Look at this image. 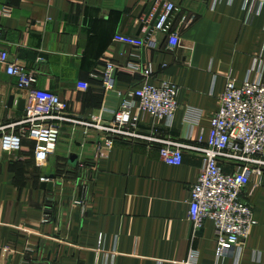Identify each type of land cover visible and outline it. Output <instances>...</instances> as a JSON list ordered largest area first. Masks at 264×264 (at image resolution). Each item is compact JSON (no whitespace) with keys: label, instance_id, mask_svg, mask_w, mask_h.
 <instances>
[{"label":"crops","instance_id":"crops-1","mask_svg":"<svg viewBox=\"0 0 264 264\" xmlns=\"http://www.w3.org/2000/svg\"><path fill=\"white\" fill-rule=\"evenodd\" d=\"M156 2L179 9L174 29L182 43L176 51L164 34H149L145 20L156 15ZM215 2L0 0V11L12 10L0 16V47L36 74V89L58 95L83 119L111 120L141 84L176 85L180 109L174 120L156 121L135 110L139 130L199 145L200 137L208 138L227 82H243L256 58H264V8L247 20L245 0ZM118 34L144 38L149 48L117 43ZM136 63L151 65L152 76L135 72ZM107 64L116 67V80L105 93ZM28 95L0 66V124L23 117ZM97 141L96 133L85 136L69 126L44 166L26 139L20 151L0 152V264H264V176L261 184L251 178L242 196L256 225L239 250L218 257L214 222L195 230L189 221L202 155L186 152L181 166H169L156 146L118 141L98 159ZM71 155L78 156L75 168H69ZM221 164L227 174L236 172ZM51 176L56 180L44 181ZM44 182H54V189L43 188Z\"/></svg>","mask_w":264,"mask_h":264},{"label":"built area","instance_id":"built-area-1","mask_svg":"<svg viewBox=\"0 0 264 264\" xmlns=\"http://www.w3.org/2000/svg\"><path fill=\"white\" fill-rule=\"evenodd\" d=\"M7 1V0H5ZM222 0H216L215 5ZM264 0H245L247 20L260 16ZM154 10L159 12L149 34L159 32L168 39L171 51L180 48V30L174 29L179 13L170 2H156ZM12 10L6 6L0 16H10ZM4 30L0 26V43ZM114 41L138 50L149 45L144 38L118 34ZM0 66L7 74L16 78L17 86L29 90L24 115L18 121L0 124V152H18L24 139L32 142L38 166H44L58 151L62 132L69 126L81 129L85 136L96 133L98 149L96 158L106 157L118 141L143 142L159 148L160 157L169 166H181L186 152L203 156L204 166L197 183L191 191L189 221L195 230L204 222L212 221L216 228L217 256L239 250L252 228L256 225L253 209L243 200L244 189L251 178L261 184L264 176V58L258 57L243 82L229 80L220 98V107L212 119L207 140L200 137L199 145L163 137L157 133L143 134L140 130V115L147 114L156 121L174 120L180 109L179 88L164 82L161 85L141 84L124 100L111 120H89L74 116L69 104L58 95L36 89V74L11 60L8 49L0 47ZM135 72L146 78L152 76V67L132 64ZM116 67L107 64L102 82L104 92L115 88ZM79 88L88 90L89 85L79 83ZM221 162L236 168L227 174ZM87 184V183H86ZM85 184V185H86ZM193 262L196 257L191 256Z\"/></svg>","mask_w":264,"mask_h":264},{"label":"water","instance_id":"water-1","mask_svg":"<svg viewBox=\"0 0 264 264\" xmlns=\"http://www.w3.org/2000/svg\"><path fill=\"white\" fill-rule=\"evenodd\" d=\"M159 12L156 13V15H152V12L148 15L147 19L145 20L146 23H149L150 24V28H149V33H150V30L152 29L155 21H156V18L158 16ZM151 19V22H149ZM25 105V102H22L21 104V109L22 107H24ZM78 166V156L77 155H71L70 156V160H69V168H75ZM56 176H51V177H48V178H45L44 181L49 180V181H55L56 180ZM54 182H44L42 184V187L43 188H47L49 189L50 191H52L54 189Z\"/></svg>","mask_w":264,"mask_h":264}]
</instances>
